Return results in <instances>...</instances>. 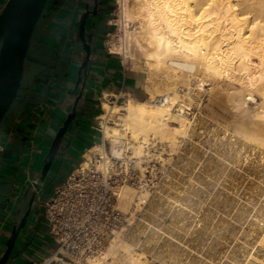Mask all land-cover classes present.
I'll use <instances>...</instances> for the list:
<instances>
[{
	"label": "bare ground",
	"instance_id": "6f19581e",
	"mask_svg": "<svg viewBox=\"0 0 264 264\" xmlns=\"http://www.w3.org/2000/svg\"><path fill=\"white\" fill-rule=\"evenodd\" d=\"M119 1L123 7L124 42H121V47L120 45L117 47V51L120 50L119 52L124 55L125 62L130 61L135 66L143 64L142 67L147 73L145 88L149 97L139 100L127 96L125 102L112 104L110 97H124L122 93L121 95L113 92L104 93L101 96L103 112L98 115L97 119L103 120L104 140L111 143V154L117 159H123L127 152L131 151L142 173L144 168L140 163L144 157L157 156L161 158L160 161L163 164L171 162L174 154L180 155L182 152L192 157L197 149H201L196 144L195 136L211 132L207 116L201 112H191L192 106H199L203 98H206L212 106L219 105L221 109L224 107L230 112V118L228 117L230 121L227 122L225 119L228 124L222 135L219 131V133L212 134L215 136L211 138L214 145L211 144V148H208L214 156L217 155L218 160L215 157L217 161L209 158L206 172L210 177L215 175L213 170L220 168L230 183L235 185L242 181V185L250 193L248 195V192L245 193L244 190V197H246L244 200L246 204L252 205L253 209L252 207H250L252 210L249 209V205H243L241 198L238 204L241 202L242 214L249 213L246 220L248 223L243 224H249L248 227L251 228L250 231L245 232V229L242 233L245 240L237 243L240 246L239 251L232 249L235 254L241 250V257L235 255L232 250H228L230 245L228 248L225 247L226 250L222 255L220 254L221 256L213 254V250H211L212 254L208 253L210 248L207 250L208 245L204 241L196 242V239H199L197 237L201 235L194 232L202 226L199 224L201 220L203 225H207L208 221H212L211 224L215 225L214 219L216 220L217 216L211 217L210 208L208 212L204 209L205 201L196 200L194 195L191 197V193L186 192L185 188L189 182H186V185L185 182L180 185L178 182L175 183V180L169 179L171 175L176 179L181 173L179 166L176 171H164L167 180L160 186L165 189L164 191L176 190L178 194H183L171 196L169 193L166 194L167 191L164 193L167 196L161 193L154 197L165 198L164 201L161 200L167 202L165 204L178 206L175 215L172 214V220L173 223L180 224V231L184 229L183 234L177 235L172 233L176 232V229L174 231L163 230L162 226L155 227L148 222L151 225L148 232L140 229V226L129 236L117 234L100 255L89 260L90 264H149L148 257L152 255V252L158 264H264V0ZM182 86H185L188 91L182 89ZM158 98H161V102L157 101ZM185 98L189 101L186 102ZM108 120H113V123L109 124ZM216 133L224 136L225 140L218 143ZM207 139L210 140V138ZM188 143L196 145L191 144L192 147L187 148ZM88 151L87 160L83 161L82 167L85 169L90 166L93 155L101 154L105 158L101 168L107 172L111 160L105 157L103 146L96 144ZM234 151L237 153L236 156H232ZM162 153L168 156L163 158ZM190 162H186V165ZM217 163L220 167H217ZM184 165L183 162L182 166ZM223 173L219 172L222 175ZM246 181L248 184L244 185ZM151 196L152 193L148 188L139 190L126 183L121 189L119 205L124 213L134 216L132 209L134 207L139 209L142 207L141 204L149 201L147 211L148 215L152 216L157 209L153 208L155 200L153 198L150 200ZM226 197L227 201L232 204L236 196L233 199L228 195ZM202 210H204L203 216L202 214L199 216L198 212ZM241 212L238 211L239 214ZM193 222H196L195 226L198 222L200 227H195L196 230H194L191 227L195 224ZM187 223L191 224L189 226L194 232L189 230L190 234L187 233L190 229L188 225L185 226ZM214 225H211L210 230L207 226L210 234L215 230H212ZM223 226L225 225L221 227ZM202 229H200L201 232L198 230L200 234L202 231L204 233ZM207 229L205 226V231ZM143 233L146 235L144 240L141 236ZM162 235L167 238L162 245H159L160 250L153 251L149 248L150 242H157ZM188 235L191 238L190 236L185 238ZM250 240L254 243L249 249L246 245L249 246L251 242L248 241ZM231 252L233 253L230 254ZM53 261L57 264H74L59 256H55ZM49 262L50 260H46L44 264H49Z\"/></svg>",
	"mask_w": 264,
	"mask_h": 264
},
{
	"label": "crops",
	"instance_id": "0c3cea01",
	"mask_svg": "<svg viewBox=\"0 0 264 264\" xmlns=\"http://www.w3.org/2000/svg\"><path fill=\"white\" fill-rule=\"evenodd\" d=\"M47 6L32 35L18 96L0 125V143L5 146L0 152V181L6 182L7 198L15 194L22 172L31 173L38 145L68 85L73 48L69 29L74 5L72 0H49ZM93 47L82 103L61 150V164L68 166V172L77 164V155L98 140L92 120L100 111V95L126 93L142 100L147 94L139 73L127 72L100 42ZM65 97L66 108L70 103H65ZM1 216L2 210L0 219ZM54 250L48 225L37 211L30 232L8 264H40Z\"/></svg>",
	"mask_w": 264,
	"mask_h": 264
},
{
	"label": "built area",
	"instance_id": "2783aa9c",
	"mask_svg": "<svg viewBox=\"0 0 264 264\" xmlns=\"http://www.w3.org/2000/svg\"><path fill=\"white\" fill-rule=\"evenodd\" d=\"M122 99L125 100L124 97L112 96L110 102L116 103ZM157 101L161 102V98ZM97 118L98 116L95 117L92 129L102 135L99 144L105 150V157L111 160L110 168L107 172L100 168L105 158L101 154H95L90 166L84 169L82 163L87 160V148L77 161L78 166L55 187L52 196L44 201L39 215L47 223L49 235L55 245L53 254L44 262H52L55 256H59L75 264H90L89 260L100 255L117 234L129 236L140 226V229L148 232L151 226L145 215L146 203L141 204L139 209H132L134 216L124 213L119 205L121 189L126 183L139 190L148 188L151 193L157 192L158 187L149 170L152 169L150 158L144 157L140 163L144 168L142 173L131 151L123 159L113 157L111 143L104 140L103 120ZM108 123L112 124L113 120H108ZM4 147L0 143V152ZM141 236L146 238L144 233Z\"/></svg>",
	"mask_w": 264,
	"mask_h": 264
},
{
	"label": "rangeland",
	"instance_id": "374dc122",
	"mask_svg": "<svg viewBox=\"0 0 264 264\" xmlns=\"http://www.w3.org/2000/svg\"><path fill=\"white\" fill-rule=\"evenodd\" d=\"M123 7H122V4L120 3V1L119 0H105V19H106V25H105V27L106 28H104V31H103V35H102V37H101V39L99 40V42L104 46V48L107 50V51H110V53H112L111 55H113L117 60H119V62H120V64L126 69V71L127 72H131V73H139L142 77V86H143V89L146 91V88H145V86H146V84H147V73H146V71H145V69L142 67L143 66V64L141 65V66H135V65H133L130 61H126L125 62V59H124V55L121 53V52H119V51H117L118 49H117V47L121 44V42L123 43L124 42V38H123V33H124V31H123V29H122V27H123V22H124V19H123ZM73 18H75L74 16L72 17V20H71V22H70V28L71 29H69V31H71L72 32V30H73V22H74V19ZM108 22H110V25L108 24ZM73 34V33H72ZM123 38V39H122ZM71 41H73V38H72V36H71ZM72 44L74 45V43L72 42ZM118 44V45H117ZM115 46V47H114ZM120 47H121V45H120ZM182 89H185V86H182ZM185 91H188L187 89H185ZM118 94H120V93H118ZM117 94V95H118ZM103 95V94H102ZM102 95H100V96H102ZM124 97H125V100L124 99H122L120 102H116V104H119V103H122V102H125L126 100H127V96H132L131 94H126V93H123L122 94ZM18 96V95H17ZM132 97H134V96H132ZM149 97V95L148 94H146V97L144 98V99H147ZM17 98V97H16ZM134 98H136V97H134ZM137 99V98H136ZM144 99H142V100H144ZM16 100V99H15ZM14 100V101H15ZM140 100V99H139ZM186 102H188L189 100L187 99V98H185L184 99ZM97 102H98V106H99V108H100V111L98 112V115L100 114V113H102L103 112V109L101 108V101L100 100H97ZM113 104V103H112ZM115 104V103H114ZM207 105V106H206ZM201 106V107H200ZM219 105H213L212 106V104H210V102H209V100L207 101V99L206 98H203V101H201L200 102V105L199 106H197V105H194V106H192V110H191V112H201V113H203L205 116H207V120H208V126H209V130H211V132L210 131H208V132H210V134L209 133H205V134H207V135H205V134H201V135H196L195 136V140H196V144H198V146H199V148H201V149H197L196 151H195V154L192 156V157H189V155L188 156H186V154H185V152H182V153H180V155L179 154H174L173 155V159L171 160V162H169V163H166V162H164V164H163V162L162 161H160L161 160V158H157V156L156 157H151L150 158V160H149V162H150V167L152 168V169H150L149 168V170L151 171V174H152V177L154 178V183L156 184V186L158 187V190H159V192H158V190H157V192H155V193H152V196L150 197L151 199L150 200H152V198L155 200L154 201V204H153V206H155V207H153L154 209H157V210H155V212H153L152 213V216H150V215H148V208H147V206L149 205V201L146 203V207H145V210H146V212H145V215H146V213H147V217H146V219H147V221L149 222V223H152V225L153 226H155V227H157V226H162L163 227V230H170V231H174L175 229H176V232L174 231V232H172V233H175V234H183L182 232L184 231V229H183V231H180L181 230V226H179L180 224H178V223H173V220H172V216L173 215H175V212L177 211V207L178 206H174V205H176V204H174V205H169V204H165V203H167V202H162L161 200H163V199H165V198H163V199H159V197L157 196V197H154L156 194L157 195H159V194H161V195H166V194H171V196H177V195H181V194H183V193H181V194H178V192H175L176 190H170V191H168V190H166V191H164L165 189H163V188H161L162 186H160V185H163V183H165L166 182V180L167 179H165L166 178V176H165V174H164V171L165 170H170L171 172L174 170V171H176L178 168L177 167H181V168H179V170H181L180 172L182 173H180L179 175H177V177H176V179H174L173 177H172V175L170 176V178L169 179H173V180H175V181H173V183L175 182V183H179L180 185L183 183L184 184V182H185V185L187 184V189L185 188V190H186V192L187 193H191V197H193V195H194V199H196V200H203V201H205L206 203H205V206H204V209H206V211L208 212L209 211V208H210V211L211 212H209V215H211V217H213V218H215L216 216V220L214 219V222H216L215 223V225L214 224H211L212 223V221L210 222V221H208L206 224L207 225H203V223H201L202 222V220L201 221H199V224H201L202 226L201 227H203V229L198 225V222H197V226H195L196 225V222H193V223H195V224H193L192 226H191V224H189V223H187V224H185V226H187V227H189L190 228V226L192 227V228H194V230H196V228H199V229H197V231L196 232H194V230L193 229H188V232L187 233H189L190 234V231L192 232V230H193V232L194 233H196V234H199V235H201L200 237L198 236L197 238H199V239H196L195 241L196 242H199L200 243V241H204L205 242V244H207L208 245V248H207V250L210 248V250L208 251V253L210 252L211 253V250H213L212 251V253L213 254H215V255H218V256H221L222 255V253L223 252H225L224 250H226V248H228L229 246L228 245H230V247L228 248V250L229 251H231L232 249H234V250H238L239 251V248H240V246L239 245H237V243L239 244L240 242L242 243L244 240H245V237H244V235L242 234L244 231H245V229H246V231L245 232H247V230H249L250 231V228L251 227H248L249 226V224H243V223H248L246 220L248 219V214L249 213H247L246 212V214H242V212H241V210H242V207H241V205H240V203L238 204V201H239V199L241 198V201L243 202V205H249V204H246V200H244L246 197H244L245 196V193H247L248 195L250 194L249 193V191L247 190V189H245L244 188V186L242 185L243 183H235V185L234 184H232V183H230V181H229V179H227L228 177L226 176V175H224V173L222 172V170L220 171L218 168H216L215 170H213V174H215V175H213V176H208L207 174H208V172H206V165H208V160H209V158L211 159H217L218 160V157H217V155H215L214 156V153L211 151V144L212 145H214V143H213V140L211 139L212 138V134H214L215 132H218L220 135H222V132L225 130V128H226V124H228V123H226V120H227V122L228 121H230V112L229 111H227V109H224V107L221 109V106H219ZM208 107V108H207ZM11 108V107H10ZM10 108H9V110H10ZM220 108V109H219ZM213 109V110H212ZM224 109V110H223ZM8 110V111H9ZM198 110V111H197ZM211 111V112H210ZM217 111V112H216ZM218 111H219V113H218ZM227 111V112H226ZM214 113V114H213ZM227 113V114H226ZM221 114V115H220ZM210 115V116H209ZM218 115H219V117H218ZM224 115V116H223ZM217 116V117H216ZM210 119H209V118ZM223 117H224V119H223ZM226 117V118H225ZM229 117V118H228ZM216 118V119H215ZM217 118H219L218 119V121H217ZM222 118V119H221ZM226 119V120H225ZM229 119V120H228ZM216 122H215V121ZM92 122H93V125L95 124V118L92 120ZM212 122V123H211ZM218 123V124H217ZM216 124V125H215ZM223 124V125H222ZM220 125V126H219ZM222 125V126H221ZM225 125V126H224ZM212 127V128H211ZM219 127H220V130H219ZM224 127V129H222V128ZM216 130V129H218L217 131H212V130ZM221 129H222V131H221ZM218 133H216L217 134V138L216 139H218L217 140V142L219 143V142H221V141H224L225 140V138L223 139V137L224 136H220ZM96 137L98 138V142L96 141L95 143L96 144H99V140H100V138H101V134H99V133H97L96 132ZM203 135V136H202ZM199 136H200V139H199ZM207 136H209V137H207ZM218 136H220L219 138H218ZM203 137V138H202ZM215 136H213V138H214ZM207 138H210V140L209 139H207ZM202 139H205V140H202ZM223 139V140H222ZM208 140V141H207ZM202 145H199V143ZM202 142H204V143H202ZM208 142H209V144H208ZM93 144V143H92ZM96 144H93L91 147L89 146L88 148H89V150L92 148V147H94ZM189 144V145H188ZM187 144V148H190V147H192V145H196V144H194V143H188ZM192 144V145H191ZM159 146H162L161 144H159ZM236 146V145H235ZM184 147H186V146H184ZM208 147H210V148H208ZM236 147H238V146H236ZM204 149H206L207 150V152H206V150H204ZM198 150H200V151H198ZM205 151V152H204ZM209 151H210V153H209ZM83 152H85V151H83ZM89 151H87V153H88ZM111 152H112V150H111ZM233 152V151H232ZM232 152H231V154H232ZM87 153H86V155H87ZM197 153V154H196ZM212 153V154H211ZM182 154V155H181ZM185 154V155H184ZM204 154H207V155H204ZM234 154V155H233ZM232 154V156H236V154L237 153H235V151H234V153ZM199 155V156H198ZM168 155L166 154V153H162V157L163 158H166ZM183 156V157H182ZM196 156V157H195ZM210 156V157H209ZM189 159H188V158ZM215 157V158H214ZM81 158V155H77V160H79ZM180 158V159H179ZM177 159V160H176ZM215 159V161H217ZM179 160V161H178ZM188 160H190V161H188ZM196 160V161H195ZM85 161V160H84ZM174 161V162H173ZM185 163V165H184V167L182 166L183 165V162ZM201 161V162H200ZM178 162V163H177ZM182 162V163H181ZM186 162H190V163H188V165H186ZM202 163V164H200V163ZM220 162H222V161H220ZM227 163V162H226ZM182 164V165H181ZM217 165V167H220L219 166V164L217 163L216 164ZM78 165L77 164H75L74 165V167L67 173V175H65V177H64V179L63 180H65L66 178H67V176L72 172V170L75 168V167H77ZM154 167V168H153ZM185 168V170L183 169V168ZM101 168V167H100ZM167 168V169H166ZM172 169V170H171ZM154 170V171H153ZM163 170V171H162ZM169 171V172H170ZM209 171V170H208ZM221 172V173H223V175L222 174H219V172ZM184 172V173H183ZM206 172V173H205ZM216 172H217V174H216ZM215 177V178H214ZM218 177V178H217ZM225 177V178H224ZM213 178V179H212ZM224 178V179H223ZM192 179V180H191ZM211 179V180H210ZM210 180V181H209ZM218 180V181H217ZM225 180V181H224ZM249 181H250V179H248ZM247 180V181H248ZM164 181V182H163ZM172 181V180H171ZM199 181V182H198ZM215 181V182H214ZM246 181V182H247ZM248 181V182H249ZM62 182V181H61ZM60 182V183H61ZM187 182V183H186ZM195 182V183H194ZM225 182V183H224ZM245 182V184L244 185H247L248 184V182L246 183ZM192 183V184H191ZM194 183V184H193ZM201 183V184H200ZM212 183V184H211ZM179 184H177V185H179ZM201 186H200V185ZM218 184V185H217ZM224 185V186H222V185ZM231 184V185H230ZM211 185V186H210ZM229 185V186H228ZM232 185H234V186H232ZM238 185V186H237ZM160 186V187H159ZM190 186V187H189ZM210 186V187H209ZM233 188H232V187ZM243 186V187H242ZM196 187V188H195ZM235 188V189H234ZM212 189V190H211ZM237 189V190H236ZM163 190V191H162ZM235 190V191H234ZM246 192H245V191ZM162 191V192H161ZM168 191V192H167ZM167 192V193H166ZM174 192V193H173ZM185 192V193H186ZM245 192V193H244ZM164 193H166V194H164ZM193 193V194H192ZM233 193V194H232ZM238 193V194H237ZM154 194V195H153ZM174 194V195H173ZM196 194V195H195ZM204 194V195H203ZM230 194V195H229ZM234 194H236V195H234ZM185 195V194H184ZM229 196V197H231L232 199L236 196H238L237 198L235 197L233 200H234V202L232 201L231 203L232 204H230V201H227V197L226 196ZM167 196V195H166ZM157 198H158V200H160L159 202H158V204H157ZM226 199V200H225ZM157 200V201H156ZM164 201V200H163ZM226 201L229 203H226ZM245 201V202H244ZM185 202H187V200L185 201ZM219 202V203H218ZM234 203H235V206L233 207V205H234ZM160 204V205H159ZM237 204V205H236ZM157 205H159V207H157ZM171 206H173V208L171 207ZM210 206V207H209ZM231 206V207H230ZM238 206V207H237ZM149 207V206H148ZM220 207H221V209H220ZM250 207H252V205H249L248 206V208L249 209H251ZM172 208V209H171ZM227 208H229L228 210H227ZM234 208V209H233ZM236 208V209H235ZM238 208V209H237ZM241 208V209H240ZM219 209V210H218ZM224 209V210H223ZM231 209V210H230ZM232 209H233V212H232ZM240 209V210H239ZM252 209H253V207H252ZM251 209V210H252ZM173 210V211H172ZM239 212H241L240 214L238 213V211ZM250 210V211H251ZM205 211V212H206ZM201 212V213H200ZM200 212H198L199 213V216L202 214V216H203V212H204V210H202V211H200ZM232 212V213H231ZM174 213V214H173ZM211 213V214H210ZM252 213H254V212H252ZM173 214V215H172ZM232 214V215H231ZM235 214V215H234ZM237 214V215H236ZM231 215V216H230ZM241 215V216H240ZM246 215V216H245ZM202 216L200 217V218H202ZM225 216V217H224ZM226 216H227V218H226ZM235 216V217H234ZM237 216H239V218L237 217ZM242 216H244V217H242ZM242 217V218H241ZM246 217V218H245ZM220 218L222 219V220H220ZM223 218H224V222H223ZM230 218V219H229ZM245 218V219H244ZM242 219H244V220H242ZM152 220V221H151ZM190 220V219H189ZM228 220V221H227ZM231 220H235L234 221V223H233V221H231ZM240 220H242V221H240ZM191 221V220H190ZM238 221H239V223H238ZM228 222H229V224H228ZM223 223V224H222ZM227 223V224H226ZM176 224H178V226L176 225ZM214 225L213 226V228H212V230H216V232H214L213 231V233L215 234H213V233H209L208 232V229H207V226H209V225ZM220 225V227H218L219 225ZM225 225V226H223V227H221L222 225ZM164 225H165V227H164ZM171 225H173V226H171ZM190 225V226H189ZM209 226V230L211 229V227L212 226ZM228 225V226H227ZM205 226H206V231H205ZM216 226V227H215ZM236 226V227H235ZM187 227H186V230H187ZM196 227V228H195ZM215 227V228H214ZM228 227V228H227ZM230 227V228H229ZM235 227V228H234ZM243 227V228H242ZM154 228V227H153ZM165 228H167V229H165ZM171 228V229H170ZM174 228V229H173ZM178 228H180V229H178ZM223 228V229H222ZM242 228V229H241ZM200 229H202V230H204V233H203V231H202V234H200ZM225 229V231H223ZM228 229V230H227ZM235 229H237L236 231H235ZM241 229V231H240V233L238 232L239 230ZM190 230V231H189ZM200 232H199V231ZM218 230V231H217ZM219 230H221V232L219 231ZM234 231V233H233V231ZM169 231V232H170ZM223 231V232H222ZM228 231V232H227ZM178 232V233H177ZM180 232V233H179ZM207 232V233H206ZM231 232H232V235H231ZM193 233V234H194ZM209 233V234H208ZM220 233H223V234H220ZM226 234V235H225ZM236 234H237V236H236ZM241 234V235H240ZM195 235V234H194ZM193 235V236H194ZM220 235V236H219ZM189 236L190 235H188V236H186L185 238H189ZM206 236H208V238L206 237ZM211 236V237H210ZM210 237V238H209ZM227 237V238H226ZM234 237V238H233ZM235 237H237L238 238V240H237V238H235ZM242 237H244V238H242ZM166 238L167 237H165L164 235H162L161 236V238L160 239H157V242H155V241H153V242H150V247L149 248H151V249H153V251H157V250H160V248H159V245H162L165 241L164 240H166ZM190 238H191V236H190ZM215 238V239H214ZM145 238L143 237L142 238V240H144ZM204 239H207V240H204ZM223 239V240H222ZM228 239V240H227ZM236 239V240H235ZM240 239V240H239ZM243 239V240H242ZM220 240V241H219ZM213 241H215V242H213ZM225 241V242H224ZM240 241V242H239ZM155 242V243H154ZM211 242V243H210ZM248 242H251L250 244H249V246L248 245H246L247 246V248H249L250 246H251V244L252 243H254V241L253 240H250V241H248ZM210 244V247H209V244ZM236 245H235V244ZM218 244V245H217ZM233 245V246H232ZM149 246V245H148ZM212 246V247H211ZM217 246V247H216ZM224 246V247H223ZM241 246H242V244H241ZM205 247H206V245H205ZM226 247V248H225ZM233 247H238L237 249H235V248H233ZM223 248V249H222ZM251 248V247H250ZM249 248V249H250ZM244 249V248H243ZM234 250H232L233 252H234ZM228 251V252H229ZM238 251H236V252H238ZM216 252V253H215ZM233 252H231L230 254H232ZM153 253L154 252H152V255L150 254L149 255V257H148V261H149V264H158V262H157V260L155 259V257H154V255H153ZM211 253V254H212ZM221 254V255H220ZM234 254H235V252H234ZM205 255H206V253H205ZM235 255H237L238 257H241L242 255H241V250H240V252H238V253H236ZM153 256V257H152ZM226 259V258H225ZM224 259V260H225ZM224 260H223V262H224ZM44 263V262H43ZM73 263V262H72ZM49 264H57L55 261H52V262H50ZM75 264V263H74Z\"/></svg>",
	"mask_w": 264,
	"mask_h": 264
},
{
	"label": "water",
	"instance_id": "95a60500",
	"mask_svg": "<svg viewBox=\"0 0 264 264\" xmlns=\"http://www.w3.org/2000/svg\"><path fill=\"white\" fill-rule=\"evenodd\" d=\"M49 0H7L0 9V125L3 117L16 99L22 85L25 61L28 55L33 32L41 19ZM86 16V15H85ZM84 16V17H85ZM83 17V18H84ZM93 22V20H92ZM88 29H93L91 25ZM86 31L84 19L80 36ZM92 37L89 33L87 40L83 39L85 57L83 61H72L67 76L68 85L56 106L52 122L38 145L34 165L42 155V148L52 137V147L48 158L55 161L66 134L72 129L86 90L92 61ZM77 79L78 89L75 98L65 108L64 97L69 84ZM45 190V189H44ZM44 190L35 191L41 194ZM15 248V249H14ZM16 250L13 238L6 243L0 237V264H8Z\"/></svg>",
	"mask_w": 264,
	"mask_h": 264
},
{
	"label": "flooded vegetation",
	"instance_id": "af4514ba",
	"mask_svg": "<svg viewBox=\"0 0 264 264\" xmlns=\"http://www.w3.org/2000/svg\"><path fill=\"white\" fill-rule=\"evenodd\" d=\"M6 1L0 0V9ZM72 3L74 5L72 17L74 16L75 18H73L72 38L74 45L71 60L83 61L85 52L82 48V40H87L88 34L92 33L91 43L93 50V46L96 42H99L103 35V30L106 25L105 0H72ZM83 19L86 31L80 36ZM91 25L93 29H88ZM77 89L78 82L75 79L69 84L65 103L69 104L73 101ZM53 139L52 137L48 140L42 148V155L32 168L31 173L28 170L22 172L18 180L17 190L13 196L7 198L4 195V192L7 190L6 182L0 181V210H2L3 215L0 219V235L5 243L13 238L17 251L31 230L36 212L39 211L44 201L52 196L55 187L63 181L65 175L68 173V166L64 165L63 167L61 164V150L65 138L55 161L51 162L48 158ZM38 189L40 191L45 190L41 194L37 193V196L34 198L35 191L37 192ZM16 250L15 253L17 252Z\"/></svg>",
	"mask_w": 264,
	"mask_h": 264
},
{
	"label": "trees",
	"instance_id": "16d2710c",
	"mask_svg": "<svg viewBox=\"0 0 264 264\" xmlns=\"http://www.w3.org/2000/svg\"><path fill=\"white\" fill-rule=\"evenodd\" d=\"M48 7V6H47ZM47 7L45 10H47ZM94 144V143H93ZM92 143H90L86 148H88L89 146L91 147L93 145Z\"/></svg>",
	"mask_w": 264,
	"mask_h": 264
}]
</instances>
